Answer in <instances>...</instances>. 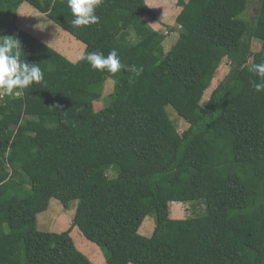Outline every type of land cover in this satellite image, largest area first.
Segmentation results:
<instances>
[{"label":"trees","instance_id":"obj_1","mask_svg":"<svg viewBox=\"0 0 264 264\" xmlns=\"http://www.w3.org/2000/svg\"><path fill=\"white\" fill-rule=\"evenodd\" d=\"M22 3L84 44L77 62L17 27ZM176 6L165 51L175 29L145 0H0V264H92L73 227L106 264H264V0L253 19L247 0ZM51 198L76 201L64 231L36 227Z\"/></svg>","mask_w":264,"mask_h":264},{"label":"rangeland","instance_id":"obj_2","mask_svg":"<svg viewBox=\"0 0 264 264\" xmlns=\"http://www.w3.org/2000/svg\"><path fill=\"white\" fill-rule=\"evenodd\" d=\"M146 4L152 9L155 18H146L148 24L155 30L166 34L168 27H173L174 32L168 34L164 41V50H168L175 42L178 35V25L174 22V16L178 11L176 6L177 0H145ZM259 0H247V8L243 13V17L253 19L257 13ZM16 25L19 29L28 32L34 37L40 39L48 46L56 50L71 62H77L83 51L84 44L76 40L68 32L64 31L58 25L49 20L44 14L38 12L27 3H22L16 12ZM259 43L253 41V51L258 50ZM229 71V64L226 60H222L215 71L212 85L205 91L202 102L210 95L211 91L224 78ZM112 81L107 80L104 83L102 99L94 102V109L98 110L102 107L106 97L112 91ZM169 118L175 123L179 132L184 130L188 125L169 105L166 107ZM186 125V126H185ZM76 201H71L68 208H64L62 204L51 198L47 209L36 215V227L43 232H61L68 229L71 225L74 215ZM201 203H180L172 202L169 204L170 217L173 219H181L186 217H195L204 214ZM155 225V213L152 212L143 220L139 227V234L149 237ZM77 250L85 255L92 264H106L103 254L97 245L88 241L83 237L80 231L73 227L70 231Z\"/></svg>","mask_w":264,"mask_h":264}]
</instances>
